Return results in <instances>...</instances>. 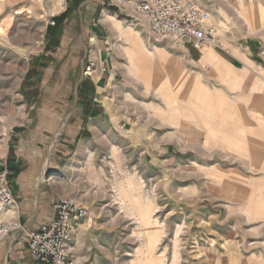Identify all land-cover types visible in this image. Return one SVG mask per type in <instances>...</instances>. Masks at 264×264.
I'll return each mask as SVG.
<instances>
[{"label": "rangeland", "instance_id": "obj_1", "mask_svg": "<svg viewBox=\"0 0 264 264\" xmlns=\"http://www.w3.org/2000/svg\"><path fill=\"white\" fill-rule=\"evenodd\" d=\"M67 1L0 0V24L9 21L0 39V174L5 178L3 163L14 131L27 124L59 128L71 113L73 107L63 104L77 97L79 79L99 71L96 41L101 46L110 39V27L126 39L140 29L129 0H83L63 23L54 52L45 54L47 27ZM195 1L216 30L215 43L200 53L169 43L174 49L166 48L164 55L151 46L146 75L139 65L145 67L144 49L136 47L139 61L125 49L129 66L122 42L107 53L115 54L127 73L116 78L113 97L112 90L104 95L110 94L112 115L124 121L93 161L99 199L91 208L83 204L86 219L92 209L111 212L95 221L104 227L111 257L119 264H206L207 256L223 252L227 231L236 242L264 240L252 234L263 221L247 222L241 215L247 195L254 197L264 182V170L256 169L264 165V29L255 20V8L264 14V0H244L255 7L258 32L237 16L238 0ZM141 29L144 35V25ZM209 49L220 61L215 68L201 61ZM159 64L172 66L168 75L175 90L162 84ZM36 65L45 67L40 66L38 81L28 84L25 77ZM33 96L37 99L29 100ZM81 178L92 179L86 172Z\"/></svg>", "mask_w": 264, "mask_h": 264}, {"label": "crops", "instance_id": "obj_2", "mask_svg": "<svg viewBox=\"0 0 264 264\" xmlns=\"http://www.w3.org/2000/svg\"><path fill=\"white\" fill-rule=\"evenodd\" d=\"M137 1L129 0L127 4L132 9V4L135 5ZM112 15L116 16V9ZM132 18L138 22L134 24L136 28L141 29L144 25L145 36L141 34L140 29H137L136 32L132 30L135 33L133 38L126 39L123 34L110 27L113 32L110 39L101 41V46L96 41L95 49L99 51V65L96 66L99 71L95 70L94 76L86 73V78L79 79L78 86L76 85L77 97L74 101L66 99L63 104V106L70 104V109L73 107L71 113L64 117L59 128L54 130L44 128L43 125L27 124L14 131L5 153L6 166L5 162L3 163L12 200L7 205L2 218L7 222L18 221L21 229L13 231L0 243V264H35L27 249L21 244L22 235L25 231H38L47 225L53 219L52 205L59 198H71L87 210L83 203L91 208L99 199L100 195L95 189L97 167L93 161L105 140L116 138L117 128H120L119 123L124 121V117L117 118L112 115L111 100L106 99L110 94L104 95L107 90H112L113 97L118 88L113 89L117 85L115 80L126 71L119 66L115 54L110 57L107 53L114 52V43L122 42V50L129 66L125 49L134 53L136 60L142 56L136 51V47L141 48L142 51L144 49L145 67L140 62L139 65L142 67V73L146 75L148 66L152 63L149 53L159 50L166 55V48L174 49L169 44L170 41L155 39L149 33L144 20L136 18L134 14ZM103 22L107 21L103 20ZM151 46L154 51H150ZM189 50L185 48L183 52L190 54L191 50ZM47 53L51 54L52 51L46 50L45 54ZM232 67L235 69L234 66ZM39 68L40 66L36 65L30 70L25 77L26 83L33 84L38 81L41 74ZM29 89L30 86L27 91ZM34 99L37 98L29 97V100ZM263 155L258 157L259 160ZM256 169L264 170V165L258 163ZM83 172L90 174L92 179L88 182L82 179ZM261 184L263 186L261 191L255 192L254 197L247 195L248 205L241 213L247 222L261 220L264 223V182ZM260 213L262 214L259 215ZM110 215L111 212L92 209L91 217L76 226L70 244V252L76 264H119V259L111 257V247L106 243L108 240L104 236L105 232L102 231L104 227L95 221L96 218ZM231 233L233 232L227 231L228 236L224 238L229 241L220 244L223 252L219 255L212 253L207 256L206 264H264V227L255 228L252 232L253 235H263V241L259 242H236L232 240Z\"/></svg>", "mask_w": 264, "mask_h": 264}, {"label": "built area", "instance_id": "obj_3", "mask_svg": "<svg viewBox=\"0 0 264 264\" xmlns=\"http://www.w3.org/2000/svg\"><path fill=\"white\" fill-rule=\"evenodd\" d=\"M138 19L146 22L157 40H168L178 49L201 50L216 40V30L209 25L210 15L195 0H138L133 8ZM12 196L5 174H0V243L21 229L18 221L2 216ZM53 219L38 231H25L21 238L35 264H76L70 244L78 223L88 216L86 208L71 198H59L52 205Z\"/></svg>", "mask_w": 264, "mask_h": 264}, {"label": "bare ground", "instance_id": "obj_4", "mask_svg": "<svg viewBox=\"0 0 264 264\" xmlns=\"http://www.w3.org/2000/svg\"><path fill=\"white\" fill-rule=\"evenodd\" d=\"M233 7L235 9L237 16L239 18H241L244 21V23H246V25L248 26V29L250 31H257L256 27L253 24V20H252L254 18L253 17L254 8H255L254 5H252L250 3L249 6H246L244 0H238V3L236 5H234ZM255 20L258 24V28L261 30L264 29V25L261 24V21L264 20V14L259 12L256 8H255ZM111 21H113V20H111ZM8 24H9V21L0 24V39H2L1 35L5 34L4 28H7ZM217 59L214 57V54L212 53V51L209 49V50H206L203 52V57H202L201 61L203 62V64H208L209 68H215L218 66V64H219L218 62H220ZM171 67H172L171 65H168V66H164V68H163V67H161V64H159L158 65V73L161 75V77H159V79L162 81V84L164 85V87L167 88L168 90L172 91V89L175 90V87H174V83L171 84V80H170V77L168 75L169 74L168 71ZM171 78L173 80L175 79V77L173 75L171 76ZM157 87L158 86L154 87L155 91L161 94V89H158ZM262 92H264V90ZM168 93H170V91ZM161 95L164 96L163 94H161ZM216 112H217V110H216ZM215 126L217 128H220L217 124H215ZM245 133H246V129H243V131L240 132V134L242 136L245 135ZM209 144H210V139L207 138L206 145H209ZM223 147L227 148L226 146H223Z\"/></svg>", "mask_w": 264, "mask_h": 264}, {"label": "trees", "instance_id": "obj_5", "mask_svg": "<svg viewBox=\"0 0 264 264\" xmlns=\"http://www.w3.org/2000/svg\"><path fill=\"white\" fill-rule=\"evenodd\" d=\"M81 2H83V0H68L67 8L65 9V11L51 20L53 26L47 27V31H46L47 43L45 44V49H44L45 52L46 50L47 51L50 50L52 52L55 50L58 43V36L62 30L61 27L63 26V23L68 19H70V16L74 11L77 10ZM110 10L114 11L113 8H111ZM40 66L42 68L45 67L44 65H40Z\"/></svg>", "mask_w": 264, "mask_h": 264}]
</instances>
